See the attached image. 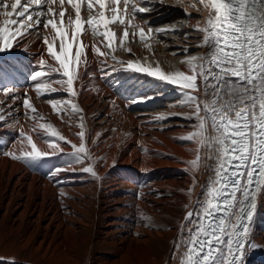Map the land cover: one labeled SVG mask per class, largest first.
<instances>
[{
	"label": "bare ground",
	"instance_id": "obj_1",
	"mask_svg": "<svg viewBox=\"0 0 264 264\" xmlns=\"http://www.w3.org/2000/svg\"><path fill=\"white\" fill-rule=\"evenodd\" d=\"M18 1L0 0V264H190L221 131L242 103L264 113V44L257 76L234 84L228 59L218 99L215 0H130L114 25L92 1ZM240 264H264V183Z\"/></svg>",
	"mask_w": 264,
	"mask_h": 264
},
{
	"label": "rangeland",
	"instance_id": "obj_2",
	"mask_svg": "<svg viewBox=\"0 0 264 264\" xmlns=\"http://www.w3.org/2000/svg\"><path fill=\"white\" fill-rule=\"evenodd\" d=\"M186 1H189V0H186ZM210 8L212 9V11H215V6L214 5H212V6L210 5ZM208 14H209V12H208ZM213 16H214V13H213ZM214 40H215V34L211 38V44L210 45H211V49L212 50L214 48H216V46H218V45L215 44V41ZM220 56H222V55L220 53H218V52H216V53H214V51L211 52V58H212L211 59V67H213L211 80H213L216 83L215 84L216 85L215 86V89L217 90L216 92H217L218 99H222V96H227V97H229V99H231L233 96H231L230 93H229V88L227 87L228 86V83H227L228 78L226 77L229 74L228 71H229V69H230L231 66L229 64V61H227L226 64L224 65L221 62V60L219 59ZM262 56L264 57V50H263ZM108 63L109 64H113V62H111V60H108ZM263 65H264V58H262V63L260 65V69L263 71V75L260 77L261 79H260V82H259L260 83V87H263L264 86V69H263L264 66ZM213 72H214V74H213ZM243 79H244V77L238 76L237 79L235 80L234 84L236 83V81L243 80ZM222 84L227 85L226 87L228 89L219 86V85H222ZM231 86L232 85L230 84L229 87H231ZM242 90H247V89H246L245 86H239L238 89L235 92L237 93V92L242 91ZM215 98H216V94L211 97V100H213V102H215L216 101ZM259 99H261V98H259ZM241 100H248V101H250L245 96L240 97L239 101H241ZM261 100H263V99H261ZM251 102L256 105L258 103V97H255L253 101L251 100ZM222 103L225 104L227 106V108H232V106L228 105L227 103H225V102H222ZM240 106H241L240 108H242V107H248V105L246 103H242ZM211 162L213 163V161H211ZM211 168H212V166H211ZM217 168H219L218 163L216 164V172L218 173ZM216 175H215V178H216ZM207 185L212 188L213 185H214V180L211 181V183H208ZM211 188L205 190V194H203V198L201 199L202 200V203L199 204V206L195 210V221H196L195 224H194L195 227L199 226V224L203 221V216H204V213H205V208H206L207 203H208V201L210 199V197H209L210 195L209 194L211 192ZM196 230H199V229L197 228ZM190 232H191V229H190ZM222 260L223 259L221 258V260H220L221 263L220 264H223L224 263Z\"/></svg>",
	"mask_w": 264,
	"mask_h": 264
}]
</instances>
